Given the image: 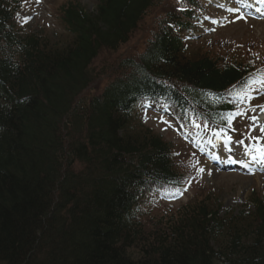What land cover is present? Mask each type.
<instances>
[{"label":"trees","instance_id":"16d2710c","mask_svg":"<svg viewBox=\"0 0 264 264\" xmlns=\"http://www.w3.org/2000/svg\"><path fill=\"white\" fill-rule=\"evenodd\" d=\"M161 2L97 0L87 11L70 0L59 8L69 38L56 45L17 27L18 6L0 0V264H264L256 191L237 212L222 211L212 189L152 229L143 222L146 192L185 176L139 102L167 103L181 123L223 125L235 107L227 90L254 64L191 57L186 7L159 22L138 59L121 58L100 95L81 97L100 51L129 42Z\"/></svg>","mask_w":264,"mask_h":264},{"label":"rangeland","instance_id":"374dc122","mask_svg":"<svg viewBox=\"0 0 264 264\" xmlns=\"http://www.w3.org/2000/svg\"><path fill=\"white\" fill-rule=\"evenodd\" d=\"M10 1L19 8L15 24L21 30L38 32L56 45L69 38V31L61 21L59 8L70 0ZM76 1L87 11L94 10L96 0ZM210 1L212 2L197 0L193 7L188 0H163L152 7L129 42L117 51H100L91 66L93 82L81 94V97L90 99L102 91L117 73L115 67L121 58L138 59L148 40L156 33L159 22L169 13L177 12V9L186 5L203 15L207 21L198 25L196 35L188 33L187 50L191 57L204 52L231 60L237 58L245 64H254L256 70L263 72L253 77L242 89L235 87V101L239 107L232 113L231 123L221 129L198 119H192L189 126L182 125L169 106L161 105L156 108L153 104L146 103L147 101L138 105L139 116L143 117L144 123L171 144L175 165L185 176L183 188L169 186L147 192V199L150 200L144 206L143 217L147 229H152L160 220L176 212L181 205L205 195L209 190H214L219 195L222 211L237 212L247 203L253 191L264 198V164L253 161L248 154L250 150L255 153V147H264V132L260 130L264 123L257 122L259 112H264V84L261 83L264 81V17H249L237 10L230 14L229 8H236L238 4L235 0H220V3H224L217 9L213 4L210 6ZM220 18L225 20L222 25L217 26ZM198 36L202 38H194ZM143 105L146 109H143ZM238 111L241 115H235ZM253 116L256 117L255 120L252 119ZM227 137H231L229 141L233 152H229ZM199 142L207 155L199 150ZM201 168L204 169L203 172L199 171Z\"/></svg>","mask_w":264,"mask_h":264},{"label":"snow or ice","instance_id":"6c2138e0","mask_svg":"<svg viewBox=\"0 0 264 264\" xmlns=\"http://www.w3.org/2000/svg\"><path fill=\"white\" fill-rule=\"evenodd\" d=\"M262 84H264V81H261ZM239 95V94H238ZM246 95V93L244 94ZM235 115H241V113L238 111L235 113ZM229 123H231L232 114H229ZM253 120L256 119V117H252ZM262 132H264V127L260 129ZM219 136V133H217ZM231 137H227V140H230ZM255 147V146H254ZM251 156V159L257 163L264 164V147H255V153H253L251 150L248 153ZM200 172H203L204 169H199Z\"/></svg>","mask_w":264,"mask_h":264},{"label":"bare ground","instance_id":"6f19581e","mask_svg":"<svg viewBox=\"0 0 264 264\" xmlns=\"http://www.w3.org/2000/svg\"><path fill=\"white\" fill-rule=\"evenodd\" d=\"M258 1H259V2H260V1H263V2H264V0H258ZM248 6H249V2L246 1V2H245V7H248ZM256 9L259 10L261 13L264 12V6H257ZM259 120H264V115H262L261 118H260Z\"/></svg>","mask_w":264,"mask_h":264}]
</instances>
